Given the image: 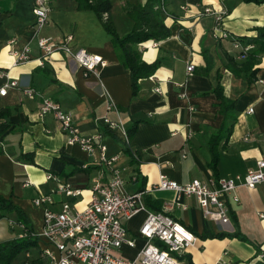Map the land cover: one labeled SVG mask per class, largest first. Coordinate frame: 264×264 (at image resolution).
I'll list each match as a JSON object with an SVG mask.
<instances>
[{
  "label": "crops",
  "instance_id": "crops-1",
  "mask_svg": "<svg viewBox=\"0 0 264 264\" xmlns=\"http://www.w3.org/2000/svg\"><path fill=\"white\" fill-rule=\"evenodd\" d=\"M144 1L111 0L109 17L118 34L127 31L132 24L123 5ZM47 4L46 20L36 32L32 26L31 0H0V85L13 78L19 85H31L35 91L27 95L19 87L8 86L0 95V107L8 109V114L0 117V193L10 194L11 201L25 212L35 232L40 227L41 207L33 205L31 198L41 192H50L54 185L52 179L45 178V173H56L80 186L81 192L72 203L74 208H81L89 197L90 171L77 170L62 175L60 170L70 165H101L98 148L87 153L74 143H66L49 114L42 118L37 116L39 94L56 100L71 114L83 133L100 132L104 153L118 155L113 166L120 169L127 191L141 185L163 204L171 199L172 191L148 190L156 182L159 171L178 182L212 177L207 165L206 138L218 127L220 114L217 99L209 90L219 83L223 95L234 99L236 118L226 142L219 147L217 177L242 173L255 166V160L264 152V83L258 80L264 79V50L257 52L253 59L251 67L255 72L251 80H247L244 71L234 74L226 62L239 63L244 58L234 57L229 39L211 35L213 20L210 15L199 16L196 12L202 5L224 7L226 13L222 16L221 27L231 35H242L251 33L254 25L264 23V3L159 0L154 7L161 11L169 33L135 44L142 60L159 59V62L152 74L137 79L138 90L132 97L129 71L118 62L109 36L94 11L76 7V0H47ZM181 5L185 7L181 8ZM38 34L49 35L56 41L70 34V44L99 53L105 63L96 74L84 75L70 56L55 50L43 55L44 64L39 65L35 58L39 54ZM24 44L29 46L30 57L12 64L11 50H19ZM188 61L194 68L192 74L186 76L184 66ZM180 82L183 87L177 85ZM156 84L160 92L154 91ZM182 88L186 91L185 97L179 95ZM109 100L117 112L106 109ZM189 105L192 110L188 109ZM249 107L251 110L247 111ZM103 114L112 119L119 117L124 126L137 120L129 139L130 148L138 155L135 164L130 163V157L124 151L119 130L102 131L98 118ZM187 131H191V135L186 136ZM25 150H32L31 155L38 164L18 156ZM133 166L137 169L135 176L132 175ZM104 170L107 175L108 167L104 166ZM236 194L238 201L229 203L230 220L222 229L237 231L245 239L237 236L199 237L198 233L204 228L217 229L213 222L202 217L191 199L185 200L188 207H174L168 211L198 236L186 250L187 258L193 264H214L222 252H226L224 259L229 264H264V180L253 188L239 186ZM52 196L54 208L58 207L59 200L66 198L55 192ZM260 212L262 216H259ZM143 217L144 211L139 210L125 219L127 233H133ZM5 218H0V238L18 234L15 229H8L7 223L4 229L1 221ZM139 243L137 241L134 247L123 245L116 253L130 257ZM188 260L185 257L180 264H189Z\"/></svg>",
  "mask_w": 264,
  "mask_h": 264
},
{
  "label": "built area",
  "instance_id": "built-area-1",
  "mask_svg": "<svg viewBox=\"0 0 264 264\" xmlns=\"http://www.w3.org/2000/svg\"><path fill=\"white\" fill-rule=\"evenodd\" d=\"M184 7L185 5H181V8ZM160 9L163 10V7ZM31 11L32 26L37 32L46 20L47 0H31ZM225 13L224 7L202 5L196 15H210L213 20L211 35L214 38L229 39L234 57L243 59L254 44L234 37L221 27V19ZM105 16L106 12H103L102 17ZM70 39V34L57 41L49 35L38 34L36 45L39 54L35 57L37 64H44L43 55L61 50L77 63L84 75L96 74L104 65V59L99 53L70 44ZM10 53L12 64L30 57L28 44H24L19 50H11ZM193 68L192 62L185 63L186 76L192 74ZM2 73L5 75L4 71ZM258 80L264 83V79ZM178 84L183 87L182 82ZM8 86L19 87L27 95L35 92L31 85H19L16 79L12 78L6 79L0 85V95L5 93ZM153 89L156 92L161 91L157 84ZM179 95L185 97L186 91L182 88ZM39 96L37 116L42 118L49 114L57 123L66 143H74L87 153L98 148L102 166L89 173L87 181L89 197L81 208H74L72 203L81 192L80 186L56 173H45L46 179L54 181L53 188L50 192H41L31 198L33 205L41 207L40 227L36 232L39 245L38 264H180L186 250L195 243L198 236L168 211L174 207L182 209L188 207L185 200L191 199L203 218L213 222L217 230H224L222 226L230 220L229 203L238 201L236 188L239 186L253 188L264 180V152L255 160L254 167L227 177H210L206 180L191 178L186 182H178L159 171L156 182L152 183L148 190H170L173 195L171 199L163 202L161 210L147 209L141 198L143 190L125 189V180L120 174V169L113 166L118 155L104 153L105 147L99 140L100 132L83 133L71 114L62 109L56 100L42 94ZM106 109H114L117 112L110 100L106 102ZM188 109L193 108L189 105ZM250 110L251 107L247 109ZM98 121L104 129L109 131L118 129L123 143L128 142L126 126L119 117L112 119L103 114ZM188 135H191V131L186 132V136ZM131 153L135 159L138 158L132 149ZM104 166L108 167L107 175ZM52 192L66 197L59 200L57 208L52 207L54 201ZM139 210L144 211V217L137 229L129 234L124 226V220ZM258 214L263 215L261 212ZM12 222L19 226V235L21 225L14 220ZM137 241L140 243L132 256L125 257L116 253L123 245L134 247ZM114 248L116 250H113ZM25 256L29 257V253H25ZM225 256L226 252H222L214 264H229L228 260L224 259Z\"/></svg>",
  "mask_w": 264,
  "mask_h": 264
},
{
  "label": "trees",
  "instance_id": "trees-1",
  "mask_svg": "<svg viewBox=\"0 0 264 264\" xmlns=\"http://www.w3.org/2000/svg\"><path fill=\"white\" fill-rule=\"evenodd\" d=\"M254 3H264V0H244ZM155 3H159V0H145L142 4H124L123 9L126 14L131 18V27L124 33L118 34L115 30L113 22L109 17V9L111 6V0H76V7L87 8L94 11L102 28L108 34L113 51L119 63L126 67L129 71L130 77V97L134 96L138 90L137 79L139 77L147 76L153 73L154 69L158 65L159 59L152 61L142 60L137 52L135 44L137 42L149 39V38H162L169 33V28L163 23L161 11L154 7ZM106 12V16L102 17V13ZM253 30L249 34L234 35V37L250 42L254 44V47L247 51L244 59L239 62L231 63L229 60L226 62V66L234 73L239 74L244 71L247 80H251L255 72V68H252V63L257 52L264 50V23L260 25H254L251 27ZM214 97L217 99V112L220 114V122L218 127L211 131L206 138V146L209 152V159L207 165L211 170L212 177H217L216 163L218 159L219 147L223 145L231 128L235 121L234 113V99H230L223 95L222 88L219 83H216L210 88ZM8 114V109L5 106L0 107V117ZM137 120H132L128 126H126V132L128 136V142H124V151L130 157V163L135 164L136 159L132 156L131 148L129 146V139L135 129ZM102 131H109L102 129ZM0 152L2 149L0 148ZM32 150L20 151L18 156L28 162L38 164L32 157ZM100 164L96 165H70L60 170L62 175L71 174L77 170L92 171L98 168ZM136 167H132V175H136ZM49 171V170H47ZM138 190H143L141 198L144 206L150 210H161L162 202L159 198L153 197L152 194L144 190L141 185L137 186ZM12 216L14 222L21 225L20 234L6 238H0V264H38L37 257L39 245L37 243L36 232L32 229L31 223L25 212L19 205L11 201L10 194L7 196L0 193V218ZM181 222L177 217H174ZM194 231L192 228L188 227ZM195 232V231H194ZM198 236L205 237H223V236H237L245 239L243 235H240L237 231H224L217 230L212 231L204 228ZM25 253H29V257L25 256ZM187 253L183 258H187ZM189 264H193L188 260Z\"/></svg>",
  "mask_w": 264,
  "mask_h": 264
},
{
  "label": "rangeland",
  "instance_id": "rangeland-1",
  "mask_svg": "<svg viewBox=\"0 0 264 264\" xmlns=\"http://www.w3.org/2000/svg\"><path fill=\"white\" fill-rule=\"evenodd\" d=\"M141 211V210H140ZM8 217H12L11 215L10 216H8ZM8 217H6L5 219H2V221H1V225L4 227V229L7 227L8 229H10V230H12V229H15L16 230V233L18 232L19 233V226H15V225H13L14 223L12 222V220H14V219H12V218H10V220H11V222L9 223L8 222ZM6 220H7V222H6ZM6 223H7V226L5 227V225H6ZM8 231V233H9V230H7ZM16 235H18V234H16ZM113 250H116V248H114ZM181 260H183V257L181 258Z\"/></svg>",
  "mask_w": 264,
  "mask_h": 264
}]
</instances>
